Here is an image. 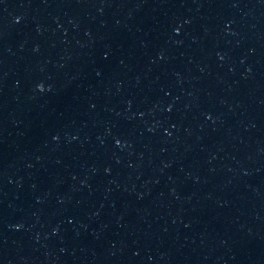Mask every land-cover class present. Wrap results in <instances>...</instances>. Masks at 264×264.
I'll return each instance as SVG.
<instances>
[{
	"label": "water",
	"instance_id": "95a60500",
	"mask_svg": "<svg viewBox=\"0 0 264 264\" xmlns=\"http://www.w3.org/2000/svg\"><path fill=\"white\" fill-rule=\"evenodd\" d=\"M0 264H264V0H0Z\"/></svg>",
	"mask_w": 264,
	"mask_h": 264
}]
</instances>
